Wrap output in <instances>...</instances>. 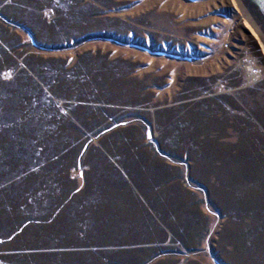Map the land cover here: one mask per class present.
I'll return each mask as SVG.
<instances>
[{
	"label": "rangeland",
	"instance_id": "obj_1",
	"mask_svg": "<svg viewBox=\"0 0 264 264\" xmlns=\"http://www.w3.org/2000/svg\"><path fill=\"white\" fill-rule=\"evenodd\" d=\"M234 1L0 0V264H264Z\"/></svg>",
	"mask_w": 264,
	"mask_h": 264
},
{
	"label": "water",
	"instance_id": "obj_2",
	"mask_svg": "<svg viewBox=\"0 0 264 264\" xmlns=\"http://www.w3.org/2000/svg\"><path fill=\"white\" fill-rule=\"evenodd\" d=\"M264 41V0H237Z\"/></svg>",
	"mask_w": 264,
	"mask_h": 264
},
{
	"label": "bare ground",
	"instance_id": "obj_3",
	"mask_svg": "<svg viewBox=\"0 0 264 264\" xmlns=\"http://www.w3.org/2000/svg\"><path fill=\"white\" fill-rule=\"evenodd\" d=\"M235 3H237V5H239V7L241 8L240 4L238 3L237 0L234 1ZM242 9V8H241ZM242 11L244 12L245 16H246V24L249 26V28L251 29V31L256 35V37L258 38V40L260 41L261 43V46L264 50V41L263 39L261 38L260 34L257 32V30L255 29V27L252 25L251 23V20L250 18L247 16V14L245 13V11L242 9ZM254 67L251 66V64L247 67V74H248V77L249 79L251 80L252 78L250 77H256L257 74H256V71L253 69Z\"/></svg>",
	"mask_w": 264,
	"mask_h": 264
}]
</instances>
